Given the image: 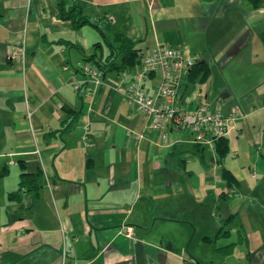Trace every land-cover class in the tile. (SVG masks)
Listing matches in <instances>:
<instances>
[{"label": "crops", "instance_id": "crops-1", "mask_svg": "<svg viewBox=\"0 0 264 264\" xmlns=\"http://www.w3.org/2000/svg\"><path fill=\"white\" fill-rule=\"evenodd\" d=\"M63 1L81 5L89 22L76 28L62 18ZM116 33L142 50L184 46L211 74L253 62L250 91L235 103L216 96L212 105L244 116L229 140L264 115V6L251 0H0V264H213L232 243L221 237H232V198L248 199V180L189 131L163 137L149 127L124 99L135 68L106 71L101 85L72 86L82 76L78 63L95 51L108 56L106 37ZM21 40L23 63L10 59ZM210 78L187 76L181 100L211 104ZM160 82L156 73L145 86L154 93ZM224 166L238 184L228 185ZM38 171L37 183L22 186V174Z\"/></svg>", "mask_w": 264, "mask_h": 264}, {"label": "built area", "instance_id": "built-area-1", "mask_svg": "<svg viewBox=\"0 0 264 264\" xmlns=\"http://www.w3.org/2000/svg\"><path fill=\"white\" fill-rule=\"evenodd\" d=\"M19 43V50L12 52L10 59L23 63L26 45L24 40ZM139 53L141 60L134 67L136 71L125 87L124 99L146 117L149 127L160 130L163 137L169 136L172 131H189L193 143L215 147L216 141L228 137L232 125L244 117L239 108L225 113L219 104L200 101L191 108L187 101L181 100L184 79L200 60V55L191 54L184 46L168 43H158ZM78 67L82 76L72 81L76 91L83 90L90 81L97 85L104 83L105 72L99 67L84 61L79 62ZM156 73H160L161 82L155 92L150 93L145 80ZM89 89L86 87L85 94ZM89 129L90 126H87L83 135L86 142L89 140Z\"/></svg>", "mask_w": 264, "mask_h": 264}, {"label": "rangeland", "instance_id": "rangeland-1", "mask_svg": "<svg viewBox=\"0 0 264 264\" xmlns=\"http://www.w3.org/2000/svg\"><path fill=\"white\" fill-rule=\"evenodd\" d=\"M100 39L104 40L102 37ZM248 54L250 53L246 51L244 56L248 57ZM244 63L245 61L241 63V60H238L226 69L215 67L209 80L212 89V95L209 98L211 104L214 103L216 96L217 100L235 103L239 97L250 91L252 84L249 88L248 86L257 80L258 68L253 62ZM249 73H253L252 76H249ZM231 93L233 95H229ZM243 127L244 130L241 133L233 134L234 137L231 136L229 140L230 150L225 157V165L246 177L251 193H248L247 200L240 197L232 198L231 205L236 216L231 218L232 225L229 227L232 226L233 234L231 239L222 236L221 239L226 240L221 242L223 244L230 241L238 242L241 240V234L243 240L242 243L238 242L235 245L233 253L209 259L208 263L213 261V264H258L264 256V115L260 113L252 116L248 122L246 120ZM233 154H235L234 158H232ZM225 225L224 220L223 226ZM248 238H251L249 248L257 251V255L252 258L248 254L250 250H247Z\"/></svg>", "mask_w": 264, "mask_h": 264}, {"label": "trees", "instance_id": "trees-1", "mask_svg": "<svg viewBox=\"0 0 264 264\" xmlns=\"http://www.w3.org/2000/svg\"><path fill=\"white\" fill-rule=\"evenodd\" d=\"M251 2L256 7L264 6V0H251ZM64 4H65L64 1L60 3V15L62 16V18L71 19L76 28H80L84 24L89 22L87 17L83 14L81 5H79L78 3H74L73 5L66 7ZM105 42H107L111 48L110 54L108 56H104L102 51L99 52L95 51L91 55L85 56L82 61L92 63L95 66L102 69L104 72L114 69L124 71L128 69H132L140 63L141 57L139 52L142 49L136 47L135 42H133L124 34L116 33L113 36V41H110L109 37H106ZM94 47L96 49L102 48L103 43L98 42L94 45ZM77 71H79L78 66H77ZM210 75H211V67L209 63L206 60H201L198 61L192 67L188 76L190 81L204 82L210 77ZM215 149L218 155L219 162H223L230 150L229 138L228 137L219 138L215 143ZM40 175H41V171L35 172L31 176L26 173L22 174L21 176L22 186L31 187L33 182L37 183L38 179L40 178ZM222 176L224 179L227 180L229 186L238 184V180L235 177L232 170L226 168L225 166L222 168ZM233 216L234 215L228 218L230 222H231V218H234ZM225 232H228V230ZM241 240H243L242 237ZM236 244L237 242H232L228 245L222 246L219 248V251L223 254L229 255L233 252Z\"/></svg>", "mask_w": 264, "mask_h": 264}]
</instances>
